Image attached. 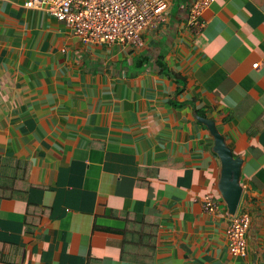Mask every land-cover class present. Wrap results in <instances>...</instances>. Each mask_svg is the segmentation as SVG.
Listing matches in <instances>:
<instances>
[{"label":"crops","instance_id":"crops-1","mask_svg":"<svg viewBox=\"0 0 264 264\" xmlns=\"http://www.w3.org/2000/svg\"><path fill=\"white\" fill-rule=\"evenodd\" d=\"M27 1L0 0V264H264V0H214L200 34L168 0L140 47ZM202 118L243 158L244 257Z\"/></svg>","mask_w":264,"mask_h":264},{"label":"built area","instance_id":"built-area-1","mask_svg":"<svg viewBox=\"0 0 264 264\" xmlns=\"http://www.w3.org/2000/svg\"><path fill=\"white\" fill-rule=\"evenodd\" d=\"M213 1L193 0L188 25L194 33L202 32L203 13ZM168 6V0H28L25 3V7L47 11L65 22L85 42L136 47L144 44L145 30L156 28L165 19ZM220 206L217 199L209 197L203 203V210L212 214L218 212ZM250 225L249 213L231 217L226 235L233 255L244 257L247 254Z\"/></svg>","mask_w":264,"mask_h":264},{"label":"water","instance_id":"water-1","mask_svg":"<svg viewBox=\"0 0 264 264\" xmlns=\"http://www.w3.org/2000/svg\"><path fill=\"white\" fill-rule=\"evenodd\" d=\"M215 138L214 150L221 161L217 188L230 215H235L241 200L243 187L241 184L243 158L236 157L226 141L225 135L216 126L214 119L202 118Z\"/></svg>","mask_w":264,"mask_h":264}]
</instances>
